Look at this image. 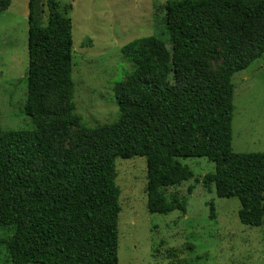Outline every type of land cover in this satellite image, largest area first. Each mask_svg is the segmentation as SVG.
<instances>
[{"label":"trees","instance_id":"16d2710c","mask_svg":"<svg viewBox=\"0 0 264 264\" xmlns=\"http://www.w3.org/2000/svg\"><path fill=\"white\" fill-rule=\"evenodd\" d=\"M55 1L45 23L38 0L27 4L24 111L34 128L0 131V228L12 230L0 245L11 264H118L116 158H145L147 211L161 215L186 214L185 196L168 192L193 178L179 159L205 158L214 171L201 183L238 200L242 225L261 226L264 153L231 144L232 77L264 54V0L168 5L167 43L148 36L121 49L133 69L113 89L118 120L73 139L72 24Z\"/></svg>","mask_w":264,"mask_h":264},{"label":"rangeland","instance_id":"374dc122","mask_svg":"<svg viewBox=\"0 0 264 264\" xmlns=\"http://www.w3.org/2000/svg\"><path fill=\"white\" fill-rule=\"evenodd\" d=\"M180 0H56L72 24V79L78 127L113 123L119 118L114 86L133 69L121 49L155 36L167 43L166 7ZM47 18V0H38ZM1 4V0H0ZM28 0H11L0 12V131L32 130L25 114L28 64ZM220 50V47H218ZM256 51H245L248 57ZM219 60L211 61L216 69ZM232 151L264 153V54L232 77ZM193 178L168 192L187 201L186 214L147 211V166L142 157L116 158L120 190L118 264H264V215L259 227L244 226L236 198H218L201 178L214 171L205 158L179 159ZM192 191L189 194L188 188ZM0 228V238L11 235ZM0 264H11L0 245Z\"/></svg>","mask_w":264,"mask_h":264}]
</instances>
